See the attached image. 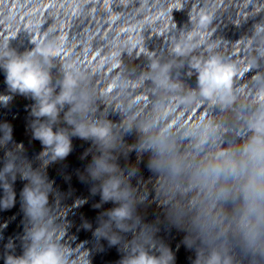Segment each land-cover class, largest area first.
<instances>
[{
	"label": "clouds",
	"instance_id": "clouds-1",
	"mask_svg": "<svg viewBox=\"0 0 264 264\" xmlns=\"http://www.w3.org/2000/svg\"><path fill=\"white\" fill-rule=\"evenodd\" d=\"M209 22L210 17L201 14L198 27L203 29ZM255 32L264 33V26L257 25ZM55 55L37 45L23 54L11 50L0 53V60H5L0 68L9 93L0 94V105L7 108L17 94L35 101L28 128L31 138L42 145V151L29 159L24 145L13 139V126L0 123V210L15 206L17 179L26 182L19 195L27 220L25 237L21 239L27 242L22 255L17 256L10 240L5 245L4 264H92L93 249L86 247L89 241L80 242L75 248L60 243L71 224L55 225L56 217L49 208L53 182L47 178L46 169L70 154L73 136L93 145L81 156L84 159L91 154V162L83 172H76L81 182H92V196L100 195V201L92 207L114 205L99 212L94 230L92 222L82 219L80 229L91 231L96 251H104L101 241H107L109 248L117 247L122 254L119 264H175L172 248L157 239L159 221L146 223L137 213V205L146 199L138 197L131 184L139 169H125L118 163L120 156L128 159L129 153L135 151L138 160L148 155V170L163 181L164 199L160 203L166 209L165 218L170 225L167 230L174 227L184 233L181 243L194 254V258H189L191 264H264V103L242 118L245 135L230 141L221 142L222 124L188 118L182 139L193 141L191 158L179 152L171 134L188 113L174 115V108L158 109L155 118L138 126L136 143L126 145L124 136L132 133L130 122L118 127L107 118L93 119L89 115L95 111L91 97L77 92L72 76L65 75L59 91H55L51 75ZM193 67L196 89L183 96L180 104L202 107L207 102L221 111L227 110L235 99L234 83L240 70L218 55ZM170 72L171 66L152 63L140 82L151 80L158 90L177 91L182 85L171 79ZM116 88L117 83L112 81L105 95ZM142 99L129 97L128 108L140 104ZM62 111L68 127L54 130ZM138 114L133 113L130 120ZM60 198L57 191V204ZM87 203V198H77L71 208ZM71 239L75 241L76 237Z\"/></svg>",
	"mask_w": 264,
	"mask_h": 264
}]
</instances>
